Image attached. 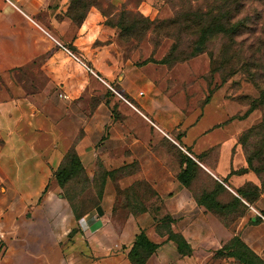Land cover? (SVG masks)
Wrapping results in <instances>:
<instances>
[{
    "label": "crops",
    "instance_id": "crops-1",
    "mask_svg": "<svg viewBox=\"0 0 264 264\" xmlns=\"http://www.w3.org/2000/svg\"><path fill=\"white\" fill-rule=\"evenodd\" d=\"M64 1L0 0V200H10L0 210V264H133L127 251L140 231L157 244L143 264H240L222 254L235 237L264 263V189L245 169L220 105L196 108L185 92L168 89V80L114 63L113 42L91 47L109 39L99 14L89 9L75 23L63 13ZM56 43L112 61L102 76L125 101L95 100L91 75ZM80 97L84 111L74 105ZM37 103L58 105L50 113ZM70 147L88 176L96 157L106 171L99 202L66 224L50 221L59 208L15 210L20 200L53 192L45 189ZM186 158L198 166V186L191 174L187 183L178 180ZM246 183L258 188L250 201L237 191ZM140 184L161 204L136 202L142 197L131 193ZM120 198L129 204L113 210ZM166 228L188 253L176 250Z\"/></svg>",
    "mask_w": 264,
    "mask_h": 264
},
{
    "label": "rangeland",
    "instance_id": "rangeland-1",
    "mask_svg": "<svg viewBox=\"0 0 264 264\" xmlns=\"http://www.w3.org/2000/svg\"><path fill=\"white\" fill-rule=\"evenodd\" d=\"M62 5L63 13L74 22L89 9L99 14L110 32L109 39H96L91 47L113 42L114 63L123 67L136 65L144 73L149 70L154 79L168 80L167 88L185 92L196 108L209 101L220 105L224 121L233 124L235 140L245 159L250 160L251 172L264 183V0H65ZM62 45L98 70L101 77L106 66L113 64L106 62V56L91 55L88 48L83 49L82 56L72 46ZM90 77L95 100L106 95L116 97ZM110 84L118 90L113 82ZM79 99L74 105L84 111L86 104ZM35 105L39 109L46 106L53 113L58 104ZM63 108L69 109L68 104ZM63 126L70 132L68 119H64ZM74 158L73 152L64 153L63 170L71 171L69 164ZM194 172L198 186L200 173ZM73 173L62 183H48L45 190L53 189L51 194L44 192L37 200H17L15 210H27L33 203L51 210L59 208L62 214L52 215L50 221L62 217L63 224L70 214L74 217L89 210L102 194L100 181L104 176L99 158H95L92 176L84 169ZM131 194L142 197L135 200L139 204L152 196L145 184L136 185ZM9 201L0 200V210H7L3 207ZM160 201L155 199L149 204H161ZM128 204L129 200L120 198L113 210H125Z\"/></svg>",
    "mask_w": 264,
    "mask_h": 264
},
{
    "label": "trees",
    "instance_id": "trees-1",
    "mask_svg": "<svg viewBox=\"0 0 264 264\" xmlns=\"http://www.w3.org/2000/svg\"><path fill=\"white\" fill-rule=\"evenodd\" d=\"M79 21H77V22H79ZM77 22H75V23H77ZM262 95L264 96V93H262ZM67 151L73 152V154L75 156L74 160H72L71 164H69L71 171L69 172L68 170L67 171L63 170L65 166H64V161H63V157H62V161L60 162L59 166L52 172L53 178H54L56 183H62L65 179L73 176L75 174L73 172H76L78 170L81 171L83 169L81 167L79 161H78V158H77L74 150L70 147L66 150V152ZM244 159H245V157H244ZM245 162H246L245 169L251 171V169L249 168L250 160L245 159ZM197 167L198 166L196 165V163H194L189 158H186L185 167L177 175L178 180H180V182H182V183L183 182L187 183L188 177L190 176V174L194 175V173H195L194 170H197ZM64 174H65V178L63 177ZM105 175H106V171L103 170V176H105ZM186 178H187V180H186ZM103 179H101L100 183H102L104 185ZM259 185H260L259 189H264V183H261L259 181ZM237 191L240 194V196H242V198H244L246 201H250L251 198L249 197L248 194H250V195L254 194L255 195L256 192L258 191V188H257V186L253 185L252 183H246L242 189H238ZM204 196H205V198H207V197L210 198L209 194H205ZM201 197H202V195L200 197L199 196L196 197V201L200 202ZM206 205H207V207H209V204L207 202H206ZM213 206H215L214 203H213ZM82 213H84V212H82ZM82 213L74 215V218L75 219L79 218ZM167 220H168L167 217H163L162 222L165 224V221H167ZM165 225L167 226V224H165ZM165 231L167 232V239L172 240L175 243L176 250L180 254L188 253L190 251L188 245L184 242V240L182 239V237L180 235L170 232L168 230V228H166ZM156 246H157V244L150 242L146 238V236L143 234V232L140 231L134 236L133 242H132L129 250L127 251V256L130 259V261H132L133 264H143L145 262L146 258L154 251ZM222 249L225 250V253H222L221 249L218 250L217 253H222V254H225L226 256H232L240 264H264L258 258V256H256L252 251H250L236 237L233 238L232 240H230V242L228 244H226L225 246H223Z\"/></svg>",
    "mask_w": 264,
    "mask_h": 264
},
{
    "label": "built area",
    "instance_id": "built-area-1",
    "mask_svg": "<svg viewBox=\"0 0 264 264\" xmlns=\"http://www.w3.org/2000/svg\"><path fill=\"white\" fill-rule=\"evenodd\" d=\"M61 49L62 51L68 55L73 61H75L79 66H81L82 68H84L90 75H92L94 78H96L99 82H101L106 89L113 95H115L116 97H118L119 99H121L122 101H125L124 97L122 96V94L116 90L111 84L110 82H108L106 79H104L103 77H101L97 71L93 70L91 67L87 66L84 62H82L79 58H77L69 49H67L66 47H64L63 45L56 43Z\"/></svg>",
    "mask_w": 264,
    "mask_h": 264
}]
</instances>
